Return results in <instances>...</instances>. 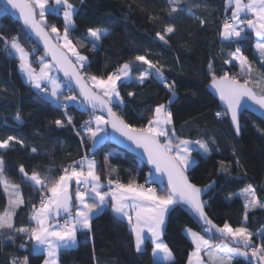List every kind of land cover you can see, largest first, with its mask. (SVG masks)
Instances as JSON below:
<instances>
[{
  "label": "snow or ice",
  "instance_id": "6c2138e0",
  "mask_svg": "<svg viewBox=\"0 0 264 264\" xmlns=\"http://www.w3.org/2000/svg\"><path fill=\"white\" fill-rule=\"evenodd\" d=\"M182 4L184 0H167L169 16L177 14L178 19L181 14L187 15L193 20H199L203 26L204 20L193 11V8L201 5L182 7ZM12 10L18 13L22 21L24 38L30 39L35 35L43 41L45 56L48 58L41 56L38 61H33L34 50L29 52L23 46L19 34L11 37L0 34V48L8 57L17 60L20 73L40 99L53 102L64 110L66 120L57 119L55 125L58 128L72 127L80 137L81 144L87 138L93 148L101 140L111 138L108 132L111 128L112 132L142 150L141 157L146 156L153 170L148 173L145 182L147 186L138 183L135 177L122 183L118 175L115 178L110 175L105 188L97 172L95 158L90 159L87 155L58 168L50 167L44 175L35 169L26 171L20 165L22 179L41 195L38 205H31L30 226L19 227L15 224V218L25 200L20 186L7 178L5 161L0 155V186L7 197L6 206L0 210V237L14 240L18 234L21 239L32 242L28 254L13 259L10 264H30V255L42 257L43 264H59L61 252L77 246L78 234L90 235L93 220L107 211L117 221L128 225L137 253H144L146 242H150L152 264H174V254L163 236L167 218L180 206L201 226L200 232L191 228L184 230L193 245L186 264H234V261L240 264L237 258H243L248 264H264V235L260 236L261 242L257 244L253 240L254 234L245 226L249 212L264 209V201L257 197L256 189L249 186L235 194L236 198L242 196L244 200V223L241 226L233 227L225 221L221 227L209 218L205 211L208 205L202 196L216 182L212 181L201 188L189 179L188 173L199 163L192 153L197 152L203 158L210 157L214 151L210 145H215L216 140L214 137L191 140L177 134L173 113L168 106L176 99L175 81H168L162 67H157L158 62H152L145 55H136L134 61L123 63L107 75L90 74L85 71L88 57L77 50L69 35L76 27V9L69 0H3L0 17L8 15ZM229 10L231 14L226 15L219 36L222 42L236 47L223 63L232 68L238 67L239 71L230 75V69H222L223 74L218 76L213 63L209 62L208 75L211 77V87L224 105L223 111L216 112V117H227L236 135H240L241 121L246 119L249 111L264 112V0H225L226 14ZM49 14H62V34L55 24H48ZM175 32V26L168 25L163 34L157 32L156 36L164 45H168L169 38ZM108 35L107 28L89 27L87 36L78 43L81 46L90 44L91 50L96 51ZM252 36L256 38L254 59L258 61L259 68L253 67L240 47ZM135 62L148 67L139 72L133 81L132 65ZM34 63L38 65V70L33 66ZM151 79L167 89L170 96L167 104L155 106L145 125L135 127L114 110L126 107L120 88L129 82L142 86L146 80ZM128 96L133 97L135 93L129 92ZM70 105L89 114V119L79 128L73 124L72 116L67 112ZM15 119L23 123L19 111ZM12 141L23 147L22 140L9 135L7 139L0 140V150H14ZM31 152L36 153L37 149L33 147ZM112 158L111 155L105 156L104 162L110 174L118 173V168L110 165ZM219 163L220 171H227L225 162L222 160ZM152 185H159V192ZM227 199L231 201L234 196L230 195ZM19 247L28 250L26 243Z\"/></svg>",
  "mask_w": 264,
  "mask_h": 264
},
{
  "label": "trees",
  "instance_id": "16d2710c",
  "mask_svg": "<svg viewBox=\"0 0 264 264\" xmlns=\"http://www.w3.org/2000/svg\"><path fill=\"white\" fill-rule=\"evenodd\" d=\"M76 7L74 15L75 29L69 35L73 38L77 50L88 57L86 72L96 75H107L115 71L125 62L134 61L136 55H145L157 67H162L169 82L175 81L177 101L169 106L177 134L181 138L197 140L215 138L216 144L210 145L214 151L210 157L203 158L197 152L198 165L188 175L198 187H205L215 181V187L205 197V209L209 218L218 226L226 221L233 227L241 226L244 216V200L235 194L252 186L257 197L264 201V122L251 114L241 121V135L237 137L227 117L218 119L216 112L223 111L215 97L207 90L211 83L208 75L209 62L213 63L217 75L222 69L229 70L230 75L238 73L239 68L225 65L229 53L236 45L222 42L219 36L226 15L225 0H184L182 7L200 4L193 8L196 16L204 20H193L187 15L169 16L167 0H69ZM48 24H55L63 31V17L49 14ZM0 34L11 37L19 34L21 43L33 52V61L45 56L31 39H25V32L11 16L0 17ZM174 25L176 32L169 38L168 45L158 40L156 33L163 34L164 28ZM89 27L107 28L109 35L96 51L91 45L81 46L78 41L87 36ZM256 39L240 45L241 51L248 56L253 64ZM46 58V57H45ZM34 67L38 65L33 64ZM132 80L135 81L139 72L148 66L135 62L132 65ZM124 83V82H122ZM133 92L135 96L129 97ZM75 93V92H74ZM126 107L114 109L124 120L135 127L146 124L155 106L167 104L170 93L156 80H146L142 86L134 82L126 83L120 88ZM19 111L23 123L16 121ZM72 116L73 124L79 128L89 119L87 111L75 105L67 109ZM65 121L64 110L53 102H44L36 94L18 69L17 60L8 57L0 48V140L9 135L22 140L23 147L15 145L14 150H0L5 161L7 178L20 186L25 204L18 210L15 224L29 227L31 205L39 203L40 193L22 179L20 165L26 171L33 169L44 175L49 168H58L73 161L81 160L85 155L95 158L97 172L101 183L107 188V179L117 175L122 183L135 177L140 184H145L149 170L142 162L111 145L108 141L92 147L91 141L85 138L82 145L80 137L72 127L58 128L55 120ZM83 135V133H81ZM37 149L36 153L31 148ZM219 149L216 151L215 149ZM235 152V156L233 155ZM111 155L112 167L118 173L109 172L104 157ZM224 161L227 169L221 172L220 161ZM237 160L239 163H237ZM159 192V185H152ZM73 195L75 186L72 188ZM233 195L234 199L227 198ZM75 202V201H74ZM7 204V197L0 186V210ZM254 234L253 240L259 244L260 236L264 235V209L249 212L245 225ZM185 228L200 232L201 226L183 206L176 207L167 218L166 231L163 239L174 254V264H186L193 245L185 235ZM203 234V233H201ZM26 243L28 250L19 247ZM32 246L16 234L14 240L0 237V264H10L13 259L27 255ZM146 251L139 254L134 249L133 237L126 223L114 219L110 211L93 220V231L90 235L78 234L77 247L62 251L59 264H152V244L147 242ZM240 264H248L238 259ZM30 264H43L42 257L29 256ZM254 263V262H253ZM234 264L236 262L234 261Z\"/></svg>",
  "mask_w": 264,
  "mask_h": 264
},
{
  "label": "water",
  "instance_id": "95a60500",
  "mask_svg": "<svg viewBox=\"0 0 264 264\" xmlns=\"http://www.w3.org/2000/svg\"><path fill=\"white\" fill-rule=\"evenodd\" d=\"M3 4V0H0V5ZM10 8V6H9ZM9 15L11 16V18L17 22L21 28L23 29V31L25 32V29L22 26V21L19 18L18 13H16L14 10L10 11ZM35 45L41 50L43 51L44 55H45V50H44V44L43 41H41L38 37H36L35 35H32L30 38ZM46 57V56H45ZM48 57H46L47 59ZM62 77V73L60 74ZM207 90L215 97V99L218 101V103L220 104L221 109H224V105L222 104V102L219 99L218 94L216 93L215 89H213L211 87V83L208 85ZM178 97L176 96L175 102L177 101ZM174 102V103H175ZM173 103V104H174ZM173 104L169 105L172 106ZM247 114H251L253 116H255L256 118L262 120L264 122V112L261 111H249ZM230 121V120H229ZM231 124V122H230ZM231 127L233 128V126L231 125ZM234 130V128H233ZM108 132L111 134V138H108L107 141L113 145L114 147H116L117 149H120L122 151H125L126 153L138 158L142 164L150 171L153 170L152 165L150 163H148L146 156L141 157L140 153L142 150L140 149H136L134 145H131V143L129 141H127L124 137H121L118 133L112 132L111 128L108 129ZM235 132V131H234ZM236 134V133H235ZM241 135V133H240ZM240 135H237V137H240ZM215 187V185L213 186V188ZM204 188V187H201ZM211 188L207 193H205L202 196V199L205 201V197L211 192V190L213 189Z\"/></svg>",
  "mask_w": 264,
  "mask_h": 264
},
{
  "label": "rangeland",
  "instance_id": "374dc122",
  "mask_svg": "<svg viewBox=\"0 0 264 264\" xmlns=\"http://www.w3.org/2000/svg\"><path fill=\"white\" fill-rule=\"evenodd\" d=\"M75 9H76V7H75ZM60 32H61V34H62L63 31H60ZM53 35H54V34H53ZM254 48H255V47H254ZM259 66H260L259 64H253V67H254V68H259ZM23 79H24V77H23ZM24 80H25V79H24ZM73 94H75V93H73ZM107 139H108V138H105V139L101 140L97 145L106 142ZM192 156H193V158H194L195 160H197V158H196L193 154H192ZM145 186H147V184H145ZM241 192H242V191H240V192H238V193H241ZM238 193H237V194H238ZM240 197L243 198L242 196H240ZM166 221H167V220H166Z\"/></svg>",
  "mask_w": 264,
  "mask_h": 264
},
{
  "label": "crops",
  "instance_id": "0c3cea01",
  "mask_svg": "<svg viewBox=\"0 0 264 264\" xmlns=\"http://www.w3.org/2000/svg\"><path fill=\"white\" fill-rule=\"evenodd\" d=\"M252 37L255 38L254 36H252ZM255 39H256V38H255ZM146 243H147V242H146ZM76 247H77V246H76ZM76 247H75V248H76ZM73 249H74V248H73ZM237 259H243V258H237ZM253 264H255V262H254Z\"/></svg>",
  "mask_w": 264,
  "mask_h": 264
}]
</instances>
